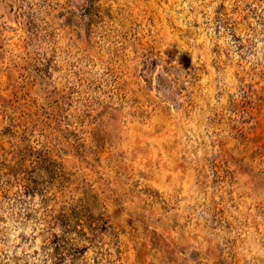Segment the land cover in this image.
<instances>
[{
    "label": "rangeland",
    "instance_id": "1",
    "mask_svg": "<svg viewBox=\"0 0 264 264\" xmlns=\"http://www.w3.org/2000/svg\"><path fill=\"white\" fill-rule=\"evenodd\" d=\"M0 264H264V0H0Z\"/></svg>",
    "mask_w": 264,
    "mask_h": 264
}]
</instances>
